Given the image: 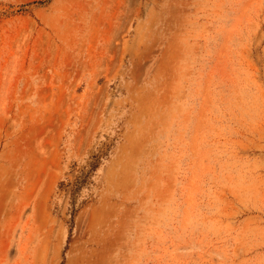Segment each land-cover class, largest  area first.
I'll return each mask as SVG.
<instances>
[{"label":"rangeland","instance_id":"obj_1","mask_svg":"<svg viewBox=\"0 0 264 264\" xmlns=\"http://www.w3.org/2000/svg\"><path fill=\"white\" fill-rule=\"evenodd\" d=\"M0 264H264V0H0Z\"/></svg>","mask_w":264,"mask_h":264}]
</instances>
